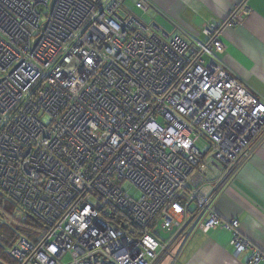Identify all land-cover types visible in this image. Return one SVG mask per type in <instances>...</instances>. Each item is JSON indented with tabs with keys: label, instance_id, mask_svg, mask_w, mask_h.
<instances>
[{
	"label": "built area",
	"instance_id": "1",
	"mask_svg": "<svg viewBox=\"0 0 264 264\" xmlns=\"http://www.w3.org/2000/svg\"><path fill=\"white\" fill-rule=\"evenodd\" d=\"M127 1L0 0V191L44 227L11 256L158 264L219 228L264 264L214 209L264 132V101L219 59L248 9L205 24L203 41L143 22ZM213 159L223 169L208 190Z\"/></svg>",
	"mask_w": 264,
	"mask_h": 264
},
{
	"label": "crops",
	"instance_id": "2",
	"mask_svg": "<svg viewBox=\"0 0 264 264\" xmlns=\"http://www.w3.org/2000/svg\"><path fill=\"white\" fill-rule=\"evenodd\" d=\"M133 1L136 4L137 0ZM142 1H145L147 10L136 8L150 17V23L168 24L170 31L158 26L167 33H178L187 39L194 36L203 41L206 38L200 32L205 24L227 22L231 12L247 8L248 13L242 16L241 25L224 29L221 41L225 51L219 59L232 76L264 101V0ZM128 10L138 16L130 8ZM254 147L235 174L225 180L224 190L216 199L214 209L222 220H238L241 235L264 254V132ZM214 167L209 164L205 181L208 190L223 169L219 167L213 172ZM40 234L37 237L35 232L26 236L20 234V237L35 242ZM231 241L232 234L226 230H198L177 259L168 255L158 264H252V250L237 253ZM15 242L4 250L0 248V264H15L10 255ZM71 259L70 255L64 257L66 262Z\"/></svg>",
	"mask_w": 264,
	"mask_h": 264
},
{
	"label": "rangeland",
	"instance_id": "3",
	"mask_svg": "<svg viewBox=\"0 0 264 264\" xmlns=\"http://www.w3.org/2000/svg\"><path fill=\"white\" fill-rule=\"evenodd\" d=\"M127 7L137 13L145 23L151 22L148 15L143 14L142 11L136 8L133 0L127 1ZM157 23L165 30H171L168 24H160L159 21ZM209 164L215 166L216 169L222 168V165L214 159ZM37 226V222L32 217H29L23 208L6 198L0 191V244L8 246L19 238L22 233L31 235L35 232L37 237Z\"/></svg>",
	"mask_w": 264,
	"mask_h": 264
},
{
	"label": "trees",
	"instance_id": "4",
	"mask_svg": "<svg viewBox=\"0 0 264 264\" xmlns=\"http://www.w3.org/2000/svg\"><path fill=\"white\" fill-rule=\"evenodd\" d=\"M27 213V212H26ZM29 217H32L38 224L37 226V233H40V232H43L44 230V227L43 225L37 220L35 219L33 216H31L29 213H27ZM34 228V227H33ZM24 235V233H22ZM26 236V235H25ZM15 242V241H14ZM32 242V241H31ZM36 242V241H35ZM12 245V243L9 245V247ZM6 245H2L0 244V248H2L3 250L5 249ZM13 259V258H12ZM14 260V259H13ZM15 264H16V261L14 260Z\"/></svg>",
	"mask_w": 264,
	"mask_h": 264
},
{
	"label": "clouds",
	"instance_id": "5",
	"mask_svg": "<svg viewBox=\"0 0 264 264\" xmlns=\"http://www.w3.org/2000/svg\"><path fill=\"white\" fill-rule=\"evenodd\" d=\"M16 204V203H15ZM17 205V204H16ZM18 206V205H17Z\"/></svg>",
	"mask_w": 264,
	"mask_h": 264
},
{
	"label": "bare ground",
	"instance_id": "6",
	"mask_svg": "<svg viewBox=\"0 0 264 264\" xmlns=\"http://www.w3.org/2000/svg\"><path fill=\"white\" fill-rule=\"evenodd\" d=\"M11 255V254H10Z\"/></svg>",
	"mask_w": 264,
	"mask_h": 264
},
{
	"label": "flooded vegetation",
	"instance_id": "7",
	"mask_svg": "<svg viewBox=\"0 0 264 264\" xmlns=\"http://www.w3.org/2000/svg\"><path fill=\"white\" fill-rule=\"evenodd\" d=\"M11 200V199H10Z\"/></svg>",
	"mask_w": 264,
	"mask_h": 264
}]
</instances>
